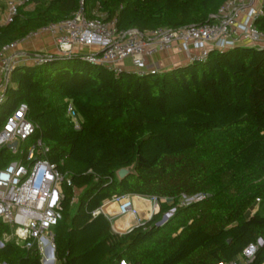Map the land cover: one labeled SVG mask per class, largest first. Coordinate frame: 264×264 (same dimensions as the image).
<instances>
[{"label":"trees","instance_id":"obj_1","mask_svg":"<svg viewBox=\"0 0 264 264\" xmlns=\"http://www.w3.org/2000/svg\"><path fill=\"white\" fill-rule=\"evenodd\" d=\"M0 26V50L75 13L82 0H30ZM228 0H83L86 11L117 19L119 30L179 29L216 20ZM264 11V2H263ZM254 25L264 33V14ZM0 130L20 104L38 126L47 157L67 174L63 216L54 227L57 264H219L264 238V47L211 49L155 74L115 72L81 53L52 54L41 65L18 64ZM72 103L76 128L67 114ZM13 156L0 149V169ZM133 167L119 178L117 172ZM79 192V194H77ZM125 195L162 202L150 220L116 233L105 202ZM206 195L181 204L184 197ZM260 202H257V199ZM255 208L257 210L254 212ZM172 216L158 225L166 213ZM0 262L42 264L36 246L5 241ZM264 243L253 264H263Z\"/></svg>","mask_w":264,"mask_h":264},{"label":"built area","instance_id":"obj_2","mask_svg":"<svg viewBox=\"0 0 264 264\" xmlns=\"http://www.w3.org/2000/svg\"><path fill=\"white\" fill-rule=\"evenodd\" d=\"M264 0H228L218 11L216 20L202 25H191L179 29L158 28L141 32L139 30H119L117 19L107 20L98 11L90 14L81 7L69 17L52 22L38 31L36 36L49 33L53 36L57 55L73 54L78 47H94L91 53H81L92 64L107 67L115 72L130 71L137 74H155L162 70L158 65L150 66L147 59L158 52L177 47L188 50L191 45L200 47L190 61L204 60L211 49L226 50L237 45L264 47V33L255 25V20L264 14ZM0 2V26L12 22L21 7L32 4L30 0H3ZM18 42L4 46L0 50V106L6 101V91L12 84V72L20 61L7 54ZM50 55L31 56L33 65L44 64ZM131 58L132 68L126 70L125 60ZM28 106L20 103L7 117L0 130V149L15 144L9 149L13 159L0 169V220L11 227L7 240L37 247L42 264H55L54 227L62 219L64 198L63 184L72 185L67 174L47 157L49 147L42 138L27 143L36 135L38 126L28 118ZM67 114L76 128L80 127V116L72 103L68 104ZM26 146L22 149V146ZM133 196L149 200L154 209H160L161 198L156 196L125 195L114 197L95 212H103L109 203H117L119 213L126 215L135 211ZM206 195L184 197L188 204L199 201ZM260 202V199H257ZM257 210L255 208L254 212ZM173 213V211L171 212ZM3 246H4V242ZM264 243L259 238L244 247L240 256L219 264H253L258 249ZM2 246V247H3ZM0 264H6L1 263ZM116 264H132L120 259Z\"/></svg>","mask_w":264,"mask_h":264},{"label":"crops","instance_id":"obj_3","mask_svg":"<svg viewBox=\"0 0 264 264\" xmlns=\"http://www.w3.org/2000/svg\"><path fill=\"white\" fill-rule=\"evenodd\" d=\"M0 2H2V7L5 6L3 0H0ZM33 7V4H29L25 8L32 9ZM41 39L44 41L40 42L42 41ZM199 50L200 47L195 45H191L188 50H180L177 47H173L158 52L151 58H148L147 64L150 66L158 65L162 71L173 69L180 65L188 64L190 62V57L197 54ZM52 54H58L53 36L49 33H41L36 36L29 35L28 37L22 39L17 43L14 49L8 52L7 55L18 59L20 64L33 65L30 59L31 56ZM124 64L126 70H131V58H127ZM133 202L135 211L126 215H121L119 213L118 204L115 202L109 203L103 207V213L110 218L114 232L124 233L132 227L150 220L151 217L158 212V209L155 210L153 203L149 200L133 196ZM162 202H171V199L162 198L161 203ZM55 264H57V262Z\"/></svg>","mask_w":264,"mask_h":264},{"label":"water","instance_id":"obj_4","mask_svg":"<svg viewBox=\"0 0 264 264\" xmlns=\"http://www.w3.org/2000/svg\"><path fill=\"white\" fill-rule=\"evenodd\" d=\"M14 145L15 144H10L9 146H8V149H11L12 147H14ZM133 171V167H128V168H123V169H121V170H119L118 172H117V174H118V177L119 178H123V177H125L128 173H130V172H132ZM172 214L173 213H171V212H169V213H166L164 216H163V218H162V220L160 221V222H158V225H162V224H164L171 216H172ZM3 246V243H2V241L0 240V248ZM263 264H264V262H263Z\"/></svg>","mask_w":264,"mask_h":264},{"label":"rangeland","instance_id":"obj_5","mask_svg":"<svg viewBox=\"0 0 264 264\" xmlns=\"http://www.w3.org/2000/svg\"><path fill=\"white\" fill-rule=\"evenodd\" d=\"M42 40V39H41ZM44 40H42V41H40V42H43ZM89 49V50H88ZM94 47H80V48H78V47H76V48H74V51H73V53H91V52H93L94 51ZM90 50H91V52H90ZM82 51H85V52H82ZM25 145L24 146H22V149H25ZM77 194H79V192H77ZM184 198H183V200H182V202H184ZM7 240V237L5 236V241ZM2 242H4L3 240H1Z\"/></svg>","mask_w":264,"mask_h":264}]
</instances>
